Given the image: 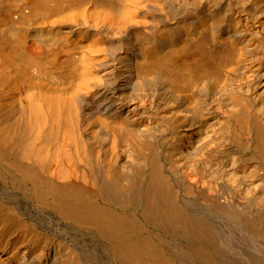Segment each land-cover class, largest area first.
Here are the masks:
<instances>
[{
    "label": "bare ground",
    "instance_id": "obj_1",
    "mask_svg": "<svg viewBox=\"0 0 264 264\" xmlns=\"http://www.w3.org/2000/svg\"><path fill=\"white\" fill-rule=\"evenodd\" d=\"M0 264H264V0H0Z\"/></svg>",
    "mask_w": 264,
    "mask_h": 264
}]
</instances>
